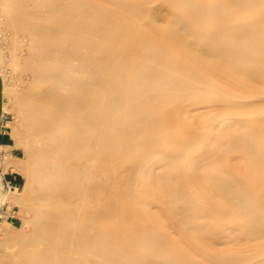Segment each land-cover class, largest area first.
Here are the masks:
<instances>
[{
  "label": "rangeland",
  "instance_id": "374dc122",
  "mask_svg": "<svg viewBox=\"0 0 264 264\" xmlns=\"http://www.w3.org/2000/svg\"><path fill=\"white\" fill-rule=\"evenodd\" d=\"M23 1L24 0H0V79L2 84L0 172L4 173L5 176L11 175L14 179V184H12L10 190L3 189L0 184V215H3L0 216V264H144L143 260H146L148 256L152 255H154L158 261L161 259V261H167V259L171 258L173 260L181 261L183 264H187V261L184 259V255L181 252H184L185 248H187L186 251L191 252V258L195 257L194 259L201 264H264V236L252 241L243 239L245 231V228L242 226L243 219L241 217L233 216L232 214L226 215L228 205H226L225 202L223 203L222 199H218L220 197L217 198V195H219L218 190H212L214 194L211 193L212 191H210V193L205 192L202 187L203 185H201L198 186L196 189L197 191H193L196 192L194 199L196 200V206H198V208L195 206V209L201 211V217L198 222H205L207 229L205 233L206 235H196L193 238V240L198 243L195 244L197 246L194 249L195 251L193 250L194 252H192L188 247H192L191 242L189 243L186 241L184 236L178 233L179 231L177 229H172L173 226L171 223L174 220L176 221L175 215L177 214H171L174 217V220L173 218H169L166 216L167 212L164 211L167 208L164 209L165 206L162 207L159 204L158 199L160 198L161 191H158L160 189L163 190L162 184L167 180L162 177L160 178L157 171L151 173V178L147 176L145 179L135 180L136 182L132 180L133 169L131 170V167L133 166L131 165V162L140 160V158L146 156V153H157L158 156H162L164 159L167 157L165 162L169 164L170 167L183 166L185 161L188 162L187 164H190L189 162L210 163L212 160L220 158V161L215 160V163H212L211 165L210 171L213 173L219 174L224 170L232 168L241 174L247 172L248 167L251 166V164H248L245 167L244 165H240V161H236L234 164L227 167L230 158H238L243 155L237 152L223 154V145L218 151L210 149L209 144L212 143V141L215 143H222V139L224 138L223 132L229 127V125H226L225 123H221V125H225V127H219L220 124L215 122L217 118L221 119L224 117H221L222 115L220 113H224L223 115L226 114L223 107H221L222 111H218V108H216L217 106H214V109H217L216 111L220 115L216 113V119H211L212 122H210L209 118V120H205V117H203L206 114H210L209 112L214 109H211V107L206 108V106L203 107L202 104L208 105L210 102L220 101L222 98L219 99V91L215 94H204V96H200L199 93H188L186 95L184 93V95L180 96L181 100L186 101L189 104L180 103V101H178L179 98H177L176 102H178V105H185V109L183 110L184 113L187 114L190 112L191 114L189 113V118H187V122L185 121L186 123H184L183 126H178H182L183 129L180 130L181 128H177L171 137L168 138L164 137L159 130L152 129L151 126L144 124L143 119H141L138 114L142 111L151 114V108L154 107L155 104L150 102V99L148 100L150 103L137 101L129 104H119L117 107L119 111H117L116 108L108 114L107 118L104 119L107 123L109 122L108 124L113 122L118 126L109 127L103 131V135L98 139V142L99 144H102L104 141V148L102 151L94 154V156L92 154L93 151H87L85 148H82L84 147L83 143L76 144L73 140L70 134L72 129L68 126V121L66 119L67 115L64 114L58 99L59 95L67 94L69 91H76L79 94V97H81L83 90H87L86 92L91 94L90 97L89 94L87 97L89 103L93 101L99 105V99L105 100L107 94H105L106 92L99 83L101 80H104L106 76L105 66L107 61H105L104 53L109 52L111 49L118 53H122L127 50V47H134L136 53L140 55H144L148 49L159 51L161 54H164V58L168 57L167 59L179 62L177 65L169 67L168 72L166 73L176 70V67L186 69L188 66L187 61H189L188 56L190 53L193 54V51L191 49L182 51L181 47L185 44V41H188L186 39L168 41L160 37L161 35L172 31L169 24L163 22L168 15L183 16V20L184 17L188 20L195 15L202 16L208 14L207 16H204L206 20L204 19L202 25L192 23L188 20L192 28L197 29L198 32L200 30L202 31H200L201 34L199 40L203 43H207L206 32L209 33L213 31V27L218 30L221 28L222 30H219L221 36L229 37L231 31L228 27L240 26L247 21L253 23L257 22L259 16L264 15V6H259L258 8L249 11L237 9L236 5L230 3L228 0H184L187 1V3L190 2L191 4H196V8L187 7L183 0H108L104 5L106 9H101L94 13L93 23L91 24L93 32L91 35L89 34L87 37L86 34H83L85 33L84 30V32L77 35H63L56 38L52 37L49 32V27L46 26L49 17L52 15L45 14L44 16L39 13L43 11V8L41 7H39V12L34 14V11H31V4L29 1L26 0L27 3L25 1L23 3ZM45 1L50 2L51 0ZM122 2H128L131 4L133 6L132 9L120 8L119 4ZM115 3L117 4L115 5ZM201 4H203V6ZM46 5L47 4H44V6ZM115 6H117V8ZM140 6H149V8L152 6L146 21L144 18H141L144 19L141 22L138 20ZM111 13L114 14L112 15ZM136 13H138L137 17L134 16ZM109 14L112 16H109ZM119 14L126 19H122ZM153 14L156 18H154ZM102 18L103 20H101ZM133 18L136 19L133 20ZM152 18L153 20L155 19L154 22L151 21ZM127 19H129L130 22ZM131 20L135 21V24ZM116 21H123L122 23L125 25H118ZM101 22L105 24V29L108 31V34L105 36L102 35L100 30V26H102ZM147 22H149L148 25ZM152 22L155 25H151ZM25 28L31 31V35L26 33L24 30ZM36 29H39L41 32L35 33L34 31ZM116 29L118 30V33H116ZM121 29H123L122 38L124 39L112 37L115 34L119 36ZM135 29H138L137 32ZM154 29H159L158 31L162 32L159 37L157 33L153 32ZM127 39L131 41V44H129ZM141 44L146 45V48L139 47ZM121 47L123 49H121ZM256 48H259V46L257 45ZM229 51L235 52L236 48H232ZM53 54L55 56H53ZM11 56L14 57L11 58ZM131 61L132 63L130 62V66L132 67L136 62L133 60ZM67 63H74L77 65L78 71H72L67 66ZM112 63H116L117 65L123 64L124 59H113ZM38 66H40V68ZM27 67L39 70V81H33L31 75L26 72ZM100 71L102 73H100ZM67 72L69 74H67ZM71 72H73V74ZM61 74H64L70 81V86L58 82L54 83V81L52 82L51 78ZM71 74L75 77H72ZM71 77L72 80L74 79L73 81L70 79ZM238 78L241 77H232L230 83L232 80H237ZM203 87H207L206 89H210L211 92L220 89L221 91L222 89H230L227 87H219L220 89L217 88L216 90L215 86L209 82L204 83ZM211 87L214 89L212 90ZM244 87L248 90V94L251 97L247 102H244L243 99L238 101V105L234 107L232 119L234 118L235 120L236 118H240V120H237L241 121L242 119L247 126L252 125V122L255 120L264 125V79L257 80L255 78H250ZM33 90L43 92L45 95L39 111H41L40 117L44 120L43 123L48 124V129L45 130L46 136L41 140V144L44 145L51 155H49L50 159H54H51L53 162H58L72 172L74 182L80 190L79 193L74 192V194L76 193L74 196L73 193H70V195L68 194L69 196L63 195L59 200L55 196L56 192H53L55 189L51 187L54 186L56 178L51 175L45 174L38 180H29L28 155H26L28 153L25 151V128L23 129L25 124L22 120V109L19 105L27 101L28 95ZM177 91L180 90L177 89ZM164 92L166 91L164 90ZM117 94L118 93H116V95ZM151 96L153 97L154 95L151 94ZM22 100H24V102H22ZM171 103H173V101H171ZM198 107L202 110H198ZM188 109H190V111ZM125 110L131 115L129 121H126L122 116V114L126 112ZM187 110L188 112H185ZM165 112H167V110H165ZM197 112H201V115ZM202 112H205V114ZM198 114L202 117L198 116ZM196 116H198V118ZM226 116L227 114L225 115V118ZM203 118L205 120L204 122ZM219 119H217V121ZM209 123L214 124L212 126ZM141 124L143 125L141 126ZM216 124L218 125V129L223 127V131L221 130L222 133L219 132L217 127L215 129L214 125ZM129 125H131L133 129L131 128V130H128L126 133L122 134L121 130H118V127L120 129V126ZM188 125H192L193 127H206L208 125V128L214 127V129H212L213 135H210L209 137V135L201 134L202 136L199 138L201 141H198L199 146L201 145L204 150H199V154L198 152L195 154L197 156L199 155L200 158V155L208 153L207 155H202L205 157V160L202 159V161H200L198 160V157H193L194 153L189 152L187 149L188 146L183 143L186 141V138L183 136V131H186ZM51 128H53L54 131L51 132ZM95 128L96 127L93 125L87 127L88 130L92 131L95 130ZM49 131L50 134L48 135ZM216 132L217 134L220 133V136L217 135ZM216 135L217 139L220 137L221 140H217L216 137L214 138ZM211 137L214 139H211ZM209 138L212 141L209 140ZM150 140L152 141L150 142ZM169 142L172 143V145L167 146V143ZM203 151L205 152L203 153ZM210 154L213 155L211 156ZM206 157H208V159H206ZM258 157V154H248L247 159L255 160ZM93 159L95 160V163H93L94 161L92 162ZM91 165L93 168H91ZM158 166L159 164H156L154 169L156 167L158 168ZM236 166L239 167V169H236ZM88 173H90L89 176ZM227 177L233 179L232 175H227ZM83 181L85 183H83ZM100 181L102 184H99ZM153 183L156 185H153ZM146 184H150L148 185L150 186V190L152 189L155 192H158L157 195L154 191L153 193L155 194H153L152 191L150 192L149 188H147V191L154 196L142 201L144 203L143 205L140 206L139 201L134 199V201L130 202L132 198L129 202L126 200V198H130L128 194H126L127 197L125 198L124 192L128 193L126 191L128 190L127 188L130 186L142 188V185L146 186ZM97 185L100 186L98 187ZM83 186L84 188L89 186L86 188V191L87 193L90 192L92 195L90 196V193H88V200L90 203L87 202L86 194L84 195L86 191L83 192ZM152 186H155V189H153ZM245 188L249 194L257 192L264 199V179L257 182L255 185L252 183L247 184ZM106 190L108 192H106ZM119 191L123 194V196L120 195L122 198L118 196L120 193ZM102 196L105 197L101 198ZM79 198L80 201L78 202ZM92 200L93 202H91ZM81 203L84 204V206H81ZM133 203L138 204L135 205ZM178 203L180 202L176 201L173 205L178 206ZM197 203L199 205H197ZM133 205L136 206L134 209L137 208V210L132 209ZM75 207H77V209ZM82 209L84 212L83 216L81 215ZM88 209L91 210V212H89ZM147 209L150 211L149 214ZM70 210L73 213L75 212L76 215L75 213L72 214L69 212ZM85 210L88 214H101L91 223L92 228H88V231L86 230L87 233L85 232L82 234V232L85 231L83 227L86 225L84 217H86L87 213ZM66 218H68L67 222ZM177 218H180V214L177 215ZM239 223H241L240 226ZM81 225L84 226L81 227ZM149 227L153 230L151 233L149 232V235H146L145 232L149 230ZM73 231L75 233H73ZM160 233L171 242L173 250L170 248V252L167 251V253H165L162 250H156L146 244L149 236H153V234L161 235ZM76 234L78 235L76 236ZM82 236L87 238L85 247L77 249L75 253L74 251L69 252L59 250L60 245H65L61 244L62 241H65L66 239H79ZM203 236L206 237L207 240H204L206 238ZM221 236L226 237L222 240L223 244L213 245L211 243V241L217 242L215 241V237L220 238ZM238 239L240 241H238ZM209 248L210 250L212 248V250H208ZM208 251L214 254H221L223 252L221 255L223 257H228L230 261L206 260L204 257L210 254ZM224 252H226V255H224ZM192 253L194 254V257ZM114 257H119V260H113Z\"/></svg>",
  "mask_w": 264,
  "mask_h": 264
},
{
  "label": "bare ground",
  "instance_id": "6f19581e",
  "mask_svg": "<svg viewBox=\"0 0 264 264\" xmlns=\"http://www.w3.org/2000/svg\"><path fill=\"white\" fill-rule=\"evenodd\" d=\"M24 1L26 3H27V1H29V3L31 4V6H30L31 11H34V14L38 13L40 10L39 7H41V8H43V11H41L39 13L43 14L44 16H45V14H49V15L51 14L52 15L49 17L48 24L46 26L49 27V30H50L49 32L52 35V37H56V38H58L59 36H63V35H66V36L77 35L79 33L84 32V30H85V33H83V34H86L87 37L89 36V34L91 35L93 32V27L91 26V24L93 23L94 13H96L97 11H99L101 9H106V7L104 5H105L106 1L108 2V0H51L50 2L45 1V0H27V1L24 0ZM24 1H23V3H24ZM228 1L230 3L235 4L237 9H239V10L244 9V10L251 11V10L258 8L259 6H264V0H228ZM183 2H185L186 6L190 7V8H196V6H197L196 4H191L190 2L187 3V1H184V0H183ZM109 3H107V4H109ZM44 4H47V5L44 6ZM116 4L117 3H115V5ZM201 5L203 6V4H201ZM201 5H199V6H201ZM119 6H120V8L122 7V8H129V9H132V7H133L128 2H122L119 4ZM103 7H105V8H103ZM115 7L117 8V6H115ZM150 8H149V6L148 7L140 6L139 11H138V13H139L138 20L140 22L143 21L144 19H145V21L148 19L149 12L151 11ZM155 12H157V11H155ZM117 13H119V12H117ZM126 13H128V12H126ZM138 13H136L134 16L137 17ZM112 15L109 14V16H112ZM205 15L207 16L208 14H205ZM205 15H202V16L195 15L194 17H191L188 20L192 23L202 25L204 23V19H205L204 16ZM119 16H121V15L119 14ZM132 16H133V14H132ZM236 16H237V14H236ZM130 17H131V15H130ZM124 18L122 17V19H124ZM141 18H144V19H141ZM150 18H151V16H150ZM154 18H156L155 15H154ZM165 18L166 19H164L163 22L166 24H169V26L172 28V31L170 33H167V34L165 33L164 35H161L162 32L158 31L159 29L158 30L154 29L153 32L157 33L158 37L161 35L160 37H162L163 39H166L168 41L169 40H183V39L184 40L186 39L188 41V42L185 41V44L182 43L183 46L181 47L182 51H184V50L187 51L189 49H191L193 51V54L190 53V55L188 56L190 62L187 61V65H188L187 68L181 69V68L176 67V70L170 71V73H166V72H168L169 67H171L172 65H177V63H179V62L167 59L168 57L164 58V54H161V52H159V51H154V50L148 49L144 55L143 54L140 55V54L136 53V49L134 47L133 48L127 47V50H125L122 53H118L113 49L109 50V52L104 53L105 61H107L106 66H105L106 76H105L104 80H101L99 83L100 86L103 87L104 91L106 92L105 94H107L106 95L107 97L105 100L99 99L100 100L99 105H97L93 101H91V103H89L87 101V97H88V94H89V97L91 94L86 92L87 90L86 91L83 90V94L81 97H79V94L76 91H69L67 94H62V95L58 96V99L60 101V105L63 109V112L65 115H67L66 119L68 121V126L72 129L70 134H71L73 140L76 142V144L83 143L84 147H82V148H85L87 151H89V150L93 151L92 154L94 156V154L102 151L104 148V141L102 144H99V142H98V139H100L103 135L102 134L103 131L105 129H108L109 127H117L118 126V125H115L113 122L108 124L109 122L107 123V121L104 120L105 118H107L108 114L111 111H114L119 106V104H121V103L122 104H125V103L129 104V103L141 101L143 103L153 102L155 104L154 107L151 108V110H152L151 114L148 112L147 113L143 112V111L138 113L139 116L141 117V119H143L144 124L151 126L152 129L159 130L160 133L163 134L164 137L168 138V137H171V135L174 133L175 130H177V128H181L180 130H182L183 124L186 123L187 118H189L190 112L187 114L184 113L183 110L185 109V105L184 104L178 105V102H176L177 98H179L178 101H180V103L189 104L188 102L181 100L180 96L184 95V93H185V95L188 93H199L200 96H204V94L205 95H209V93L215 94L219 91L218 92L219 96H220L219 99L222 98L220 101H213V102H210L208 105L200 103L203 105V107L204 106H206V108L211 107V109H214V106L215 107L217 106L216 108H218V111H222L221 107H223V109L226 111V114H227V116L225 118L226 114L223 115L224 113L223 114L220 113L222 115L221 117H223V116L224 117L221 118L219 116L221 119L217 118V119H219L218 121L216 119V113H218L216 111L217 109L216 110L214 109V110L209 112L210 114H206L203 116V117H205V120L210 119V122H212L211 119L212 120L216 119L215 122H218L220 124L219 127L223 126V125H221V123L222 124L225 123L226 125L227 124L229 125V127L225 129L226 131L223 132V136H224V138L222 139L223 144L222 143L221 144L215 143L214 141L211 140V139H214L215 137L217 139V135L220 136V133L217 134V132H216L217 135L214 136V138H212V137H211V139L209 138V140L212 141V143L209 144L210 149H213L214 151H216V150L218 151L219 148H221L223 145L224 146V148H223L224 153L223 152H221V153L226 154V153L237 152V153L243 155L241 157L239 156L238 158H236V157L230 158V161L228 162L227 167L229 165L234 164L236 161H240V165H242V166L244 165L245 167L248 164H251V166L248 167L247 172L241 174L239 172H236L234 170V168H232V169L224 170L222 173H219V174L213 173L212 171H210L211 165H212V163H215V160L220 161V158L212 160L210 163L209 162H207V163H198V162L191 163V162H189L190 164H187L188 162L185 161L183 166L170 167L169 164H167L165 162L167 157H165V159H164V158H162V156H158L157 153H155V154L154 153L153 154L146 153L145 157L140 158V160H138V161H135V162L132 161L131 162V165L133 166V167H131V170L133 169L132 170V177H133L132 180H134V182H136L135 180H140V179L142 180V179H145L147 176H149L151 178V176H150L151 173L152 172L155 173V171H157L159 173L160 178L162 177L163 179L167 180L164 184H162L163 190L162 189H160L159 191L157 190L158 192L161 191L160 192L161 193L160 198L159 199L157 198V199L159 200V204L162 207L165 206L164 209L167 208L169 210V211L167 209L164 210L165 212H167V214L166 213L165 214L169 218H173V220H174V217L171 214H173V215H175V214L179 215L180 214V218H177V215H175L176 221L175 220L173 221L171 219L173 221L171 223L173 226L172 229L173 228L177 229L179 231L178 233L183 235L186 241H188L189 243L191 242L192 247L188 246L190 248V249L189 248L188 249L191 250L192 252L195 251L194 249L197 246L195 244L198 243V242L194 241L193 238L196 235L202 236L203 234L206 233V229H207V225L205 222H198L200 217H201V211L195 209L196 200L194 199V195L196 192H193V191H195L198 188V186H201V185H203L202 187L205 190V192L210 193V191H212V190H218L219 191V193H218L219 195H217V198L220 197L218 199H222L223 203L225 202V204L228 205V209H227L228 211H227L226 215L232 214L233 216L241 217L243 219L242 220L243 221L242 226L245 228L243 239H247L250 241L259 239L260 237L264 236V199L257 192L254 194H249L246 191L245 186L247 184H251V183L255 185L257 182L264 179V164H263L264 163V125L261 122H258L255 120L252 122V125L247 126V124L245 122H243L242 119H241V121H239L240 118H236L234 120V118L232 119V116H233L234 107H236L239 103L238 101L243 99L244 102H247V100H249L251 97L248 94V90H246V88L244 87V85L247 84L248 80L250 78H255L257 80L264 79V15L259 16L258 21L255 23L247 21L246 23H243L240 26L228 27V28H230L229 30L231 31V33H230L231 35L229 37L228 36H221L219 30H222V29L219 28V30H218L216 28L214 29V27H213V31H211L209 33L206 32V39L208 40L207 43H205V42L203 43L202 41L199 40L200 34L202 31L200 30L201 32L200 31L198 32L197 29L192 28L186 17H184V20H183V16L180 17V16H175V15H168ZM134 19H136V18H133V20ZM101 20H103V18ZM127 20H129V19H127ZM133 20H131V21L134 23L135 21H133ZM154 20H153V18L151 19V21H153V22H154ZM122 22L118 21L117 23H118V25H125ZM129 22H130V20H129ZM137 22H136V24H137ZM153 22L151 23V25L152 24L155 25ZM119 23H122V24H119ZM101 24L103 27L100 26V30H101L102 35L105 36L106 34H108V31H107V29H105V24L103 22H101ZM148 24H149V22H147V25ZM88 26H89V29H88ZM209 27H211V26H209ZM138 29H135V31L137 32ZM24 30L26 31V33H28V35H31V31H29L27 28H25ZM133 30H134V28H133ZM116 31L115 32L118 33L117 29H116ZM122 31H123V29H121V33L119 34V36L117 34H115L112 37L121 39L122 38ZM34 32L38 33L41 31L39 29H36ZM150 32H151V30H150ZM127 36H126V38H127ZM23 37H25V36H23ZM26 37L28 38L27 35H26ZM122 39H124V38H122ZM131 39H132V37H131ZM127 41H129V40L127 39ZM133 41H134V39H133ZM130 42L131 41H129V44H131ZM257 45L259 46V48H256ZM145 46L146 45H142V44L139 45V47H142V48H146ZM232 48H236V51L235 52L229 51ZM121 49H123V48L121 47ZM195 54H196V56H195ZM53 56H55V55L53 54ZM166 56H168V55H166ZM12 57H14V56H11V58ZM118 58H123L124 63L119 64V65H117L116 63L113 64L112 60L118 59ZM131 60L136 62V63H134V65H132V67L130 66V62L132 63ZM42 62H43V60H42ZM73 64L67 63V66L72 71L75 70L77 72L78 66L75 64L73 65ZM101 65H103V64H101ZM43 66H44V64H43ZM38 67L40 68V66H38ZM26 70H27L26 72H28L31 75V77L33 78V81H36V80L39 81V70L38 69L34 70V68L30 69V67H27ZM71 73L73 74V72H71ZM100 73H102V72L100 71ZM67 74H69V73L67 72ZM26 75H28V74H26ZM19 76H21V75H19ZM234 76L241 77V78H238L237 80H232L230 83V80ZM72 77H75V76L72 75ZM72 77L70 78L71 80H72ZM227 77H229L230 79ZM51 80H52V82L54 81V83L58 82L60 84H65V85L70 86V81L66 78V76L64 74L57 75V76L51 78ZM206 82H209L210 84L215 86L216 90H217V88L220 89L219 87H227L230 89H222V91L220 89V90L211 92L210 89H206L207 87L206 88L203 87V84ZM204 86H206V85H204ZM208 88H209V86H208ZM211 88H212V90L214 89L213 87H211ZM177 89H179L180 91H177ZM164 90L166 92H164ZM28 93H30V92H28ZM116 93H118V94L116 95ZM151 94H153L154 96L152 97ZM44 96L45 95L43 92L33 90L28 95L27 101H26V99H25L26 102H24V100H22V102H24V103H21V105H19V106H21V109H22V118H23L22 120L24 121V124H25L23 129L25 128V141H26V143H25L26 150L25 151H27L26 153H28V154H26V155H28V159L26 158L27 162H28V167H29L28 174H29V180H38V179L42 178L45 174L55 177L56 180L54 181V186H51V187L55 189L53 192H56L55 196L60 200L63 195L66 196L68 194L70 195V193L71 194L73 193V196H74L76 194V193L74 194V192L79 193L80 190L74 182V177H73L72 172L69 169H67L65 166H62L61 164H59L58 162H53L52 160H54V159H52V158H51L52 160L50 159L51 155L49 154L47 149L44 147V145L41 144V140L44 139V137L46 136L45 130L48 129V124L43 123L44 120L42 119V117H40L41 111H39V108L41 107ZM210 97H211V95H210ZM196 98H197V96H196ZM214 98H217V97H214ZM171 101H173V103H171ZM132 105H135V104H132ZM138 107H139V105H138ZM199 109L200 108L198 107V110ZM165 110H167V112H165ZM188 110L190 111V109H188ZM188 110L185 112H188ZM200 110H202V109H200ZM117 111H119L118 108H117ZM194 111H196V110H194ZM127 112L128 111L124 112L122 114V116L126 121L127 120L129 121L131 118V115H130V113H127ZM197 113H199L201 115V112H197ZM199 114H198V116H200ZM203 114H205V112ZM187 115H188V117H187ZM198 116H196V117L198 118ZM200 117H202V116H200ZM190 118H191V115H190ZM237 119H239V120H237ZM205 120L203 118V122ZM246 120H248V119H246ZM188 122H189V120H188ZM209 124H211L213 126L212 123H209ZM89 125L95 126L96 127L95 130H93V131L88 130L87 127ZM142 125L143 124H141V126ZM179 125H182V126L178 127ZM214 126L216 129V127L218 125L216 124ZM208 127H209V125L206 127H193L192 125H190V126L188 125L186 131H183L184 132L183 136L186 138V141L183 143H185L186 146H188L187 149L189 150V152L194 153L193 157L196 156L199 158V155L197 156L195 153H197L199 150H201V151L204 150L203 147L201 145L199 146V144H198V141H201V140H199V138H201V136L204 134L209 135V137H210V135H213L212 129H214V127H212V128H208ZM223 127H225V125ZM131 128L133 129V127L131 125L120 126V129L118 127V130L119 131L121 130V132L123 134V133H126L128 130L130 131ZM139 128H142V127H139ZM222 128L218 129V127H217V129L221 133L223 131ZM51 129H52V130H50L51 132L54 131L53 128H51ZM50 131L48 132V135L50 134ZM151 136H152V134H151ZM218 139L221 140L220 137ZM151 141L152 140H150V142ZM203 142H205V141H203ZM204 144H202V145H204ZM169 145H172V143H170V142L167 143V146H169ZM188 150H186V151H188ZM205 151H206V149H205ZM205 151H203V153ZM208 151H209V149H208ZM104 152H103V154H104ZM101 154H102V152H101ZM198 154H199V152H198ZM205 154L207 155L208 153H204L202 155H205ZM248 154H258L259 157L255 160H249V159H247ZM159 155H161V154H159ZM202 155H200V158L199 159L197 158V159L202 161V159L205 158ZM208 157H206V159H208ZM94 159H96V158H94ZM94 159L92 160V162L94 161L93 163H95ZM156 164H159V166H158V168L156 167L154 169ZM93 166H94V164H93ZM93 166L91 168H93ZM236 169H239V167H237ZM100 171H98V172H100ZM101 173H103V172H101ZM89 174L90 173H88V176H89ZM56 175H58V176H56ZM154 175H152V176H154ZM227 175H232L233 179H230L229 177H227ZM95 176H94V178H95ZM88 178H90V177H88ZM78 180H79V178H78ZM100 182H99V184H102V182L101 183ZM83 183H85V182L83 181ZM129 183H131V182H129ZM143 185H144V183H143ZM143 185H142V188L141 187L137 188L136 186H133V187L130 186L129 188H127L128 190H126L128 193H125L123 191L125 194V198L127 197L126 194H128V196L130 197V198L128 197L129 199L126 198V200H128V202H129V200H131V198H132V200L130 202H132L134 200H138L139 205L141 206L144 204L142 201H145L148 198H150L151 196H154L153 194H155V193L157 195L158 192H155L152 189L150 190V186H148L150 184H148V185L146 184V186H143ZM153 185H156V184L153 183ZM84 186L82 189L83 192H85L86 188L89 187V186H87L84 188ZM97 186L99 187L100 185H97ZM103 186H104V184H103ZM147 188H149L150 192L152 191V193H153V191H154L155 193H153L151 195V193H149V191H147ZM152 188L155 189V186H152ZM106 192H108V191L106 190ZM88 193H90V192H88ZM88 193H87V191H86V193H84V195L86 194L85 196H86L87 200L89 199ZM120 193L118 194V196L119 197L123 196V194L122 193L120 194ZM211 193L214 194L213 191ZM65 196H64V199H65ZM90 196H92L91 193H90ZM51 197H52V195H51ZM104 197L105 196H102L101 198H104ZM66 198H68V197H66ZM217 198H216V200H217ZM64 199H62V200H64ZM197 199H199V198H197ZM100 200H102V199H100ZM70 201H72V200H70ZM79 201H80V198H79L78 202ZM176 201L180 202V203H178V206L173 205V203ZM87 202L90 203L89 200ZM91 202H93V200ZM133 204H135V203H133ZM137 204H135V205H137ZM135 205H133V208H132L133 210H137V208L134 209L136 207ZM139 205H138V210H139ZM197 205H199V204L197 203ZM81 206H84V204L81 203ZM87 206H88V204H87ZM161 206H159V207H161ZM78 207H79V204H78ZM196 207L198 208V206H196ZM70 208H72V207H70ZM75 208L77 209V207H75ZM88 208H89V206H88ZM71 210L69 212H71ZM77 212H79V211H77ZM89 212H91V210H89ZM154 212H156V211H154ZM71 213L74 214L75 212L74 213L71 212ZM83 213L84 212L82 209V213H81L82 216H83ZM86 213H87V215H86V217H84L86 225L85 226L81 225V227L84 226L83 228L85 230L84 232H82V234H84L85 232L87 233L88 228H92L91 223L93 222V220L95 218H98L97 217L98 215L101 214V213H99V214L98 213H89L88 214L87 211H86ZM149 213H150V211L148 212V214ZM65 215H68V214H65ZM75 215H76V213H75ZM67 219L68 218H66V222H67ZM155 222H157V221H155ZM240 224L241 223H239V226H240ZM79 229H81V228H79ZM74 230H76V229H74ZM152 230L153 229H150V227H149V230L145 232L146 235L147 234L149 235V232L151 233ZM73 233H75V232L73 231ZM78 234L80 235L79 232H78ZM78 234H76V236ZM204 238H206V237H204ZM215 238H216L215 241H217V242L211 241V243L213 245H216V244L220 245V244H223L222 240H224L226 237L221 236L220 238L219 237H215ZM86 239L87 238L85 236L84 237L82 236L81 238L74 239V240L66 239L65 241L61 242V244H65V245H60L59 250L69 251V252L74 251V253H75L77 251V249H79L81 247H85ZM204 240H207V238ZM238 241H240V240L238 239ZM141 244H143V243H141ZM146 244H148L149 246L153 247L156 250H162L165 253H167V251H169L170 248L173 250V246L171 245V242L163 234H161V235H159V234L154 235L153 234V236H149ZM206 247H207V245H206ZM208 247H210V246H208ZM186 250H187V248H185L184 252L183 251H181V252L184 255L183 256L184 259H186L187 264H201L196 259H194L195 257H194L193 253L192 254H193L194 258H191V254H190L191 252L186 251ZM208 250H210V248ZM211 250H212V248H211ZM217 252H219V251H217ZM196 253H197V251H196ZM208 253H210V254H208L204 257L206 260H209V261L210 260L211 261L221 260L224 262L230 261V259L228 257H223L221 255L223 252L221 254H214V253H211L208 251ZM224 253H225L224 255H226V252H224ZM114 259L119 260V257H114L113 260ZM161 260L158 261V259H156V257H154V255H152V256H148L146 260H143V262H144V264H183V263H181V261L173 260L171 258L167 259V261H161Z\"/></svg>",
  "mask_w": 264,
  "mask_h": 264
},
{
  "label": "crops",
  "instance_id": "0c3cea01",
  "mask_svg": "<svg viewBox=\"0 0 264 264\" xmlns=\"http://www.w3.org/2000/svg\"><path fill=\"white\" fill-rule=\"evenodd\" d=\"M0 184L3 189L10 190L12 188V184H14V179L12 178L11 175L5 176L4 173L0 172ZM0 216H3V215H0Z\"/></svg>",
  "mask_w": 264,
  "mask_h": 264
},
{
  "label": "water",
  "instance_id": "95a60500",
  "mask_svg": "<svg viewBox=\"0 0 264 264\" xmlns=\"http://www.w3.org/2000/svg\"><path fill=\"white\" fill-rule=\"evenodd\" d=\"M1 100H2V84H1V79H0V116L2 112Z\"/></svg>",
  "mask_w": 264,
  "mask_h": 264
}]
</instances>
